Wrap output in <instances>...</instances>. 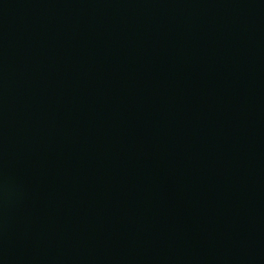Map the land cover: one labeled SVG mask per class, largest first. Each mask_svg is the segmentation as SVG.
<instances>
[{
    "label": "water",
    "instance_id": "obj_1",
    "mask_svg": "<svg viewBox=\"0 0 264 264\" xmlns=\"http://www.w3.org/2000/svg\"><path fill=\"white\" fill-rule=\"evenodd\" d=\"M0 264H264V0H0Z\"/></svg>",
    "mask_w": 264,
    "mask_h": 264
}]
</instances>
